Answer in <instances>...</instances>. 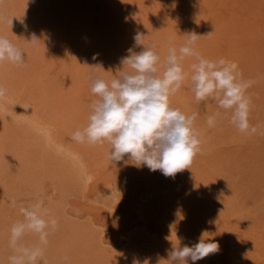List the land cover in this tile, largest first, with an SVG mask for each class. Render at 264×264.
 <instances>
[{
    "label": "rangeland",
    "instance_id": "374dc122",
    "mask_svg": "<svg viewBox=\"0 0 264 264\" xmlns=\"http://www.w3.org/2000/svg\"><path fill=\"white\" fill-rule=\"evenodd\" d=\"M192 33L202 57L234 62L237 78L253 81L255 134L218 101L195 99L197 60L185 57L169 103L196 116L201 151L190 168L166 177L127 157L112 162L107 141L73 139L98 99L94 77L110 84L132 71L121 63L129 49L152 46L162 76L169 46ZM0 36L24 53L22 66L0 63V264L14 254L20 206L36 203L57 221L46 245L30 231L18 241L43 249L37 264H168V251L201 237L220 250L196 264H264V0H0Z\"/></svg>",
    "mask_w": 264,
    "mask_h": 264
},
{
    "label": "clouds",
    "instance_id": "9594fccd",
    "mask_svg": "<svg viewBox=\"0 0 264 264\" xmlns=\"http://www.w3.org/2000/svg\"><path fill=\"white\" fill-rule=\"evenodd\" d=\"M12 23V21H11ZM142 34L134 40L142 45ZM185 44L178 49L168 48L162 76L157 75L159 56L155 46L142 47L122 58V65L129 71H121L118 78L106 82L103 77L92 79L91 92L98 97L91 105L89 122L83 130H76L73 139L77 142L111 145L109 159L112 162L132 161L136 167H147L150 171L159 170L164 176L190 168L193 158L201 151V140L194 127L195 114L185 115L170 106L169 97L178 91L185 79L181 62L185 57H195L192 65L194 94L197 101L213 99L220 108L231 110V123L241 133L255 134L257 127L250 126L249 100L245 91L253 81L239 80L237 65L224 59L212 61L202 57L196 50L199 35H187ZM33 36L28 43L35 44ZM8 61L22 66L24 53L12 42L0 36V63ZM0 86V97L4 96ZM218 115V114H217ZM216 115L207 117L209 127L215 125ZM22 219L11 228L10 244L14 254L9 264H37L43 255L41 247L18 246V241L26 232L38 234L41 245L47 244L48 229L55 230L57 221L45 219L41 203L19 208ZM218 242L205 241L202 237L191 246L185 244L168 251V264H196L197 261L219 252Z\"/></svg>",
    "mask_w": 264,
    "mask_h": 264
},
{
    "label": "bare ground",
    "instance_id": "6f19581e",
    "mask_svg": "<svg viewBox=\"0 0 264 264\" xmlns=\"http://www.w3.org/2000/svg\"><path fill=\"white\" fill-rule=\"evenodd\" d=\"M18 208H19V207H18ZM18 208H17V209H18ZM15 211H16V210H15ZM18 212L20 213V211H18ZM18 212H17V213H18ZM20 214H21V213H20ZM20 214H19V216H20ZM17 215H18V214H17ZM15 216H16V215H15Z\"/></svg>",
    "mask_w": 264,
    "mask_h": 264
}]
</instances>
